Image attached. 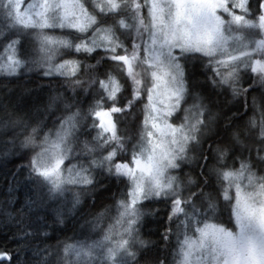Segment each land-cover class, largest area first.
Returning <instances> with one entry per match:
<instances>
[{
  "label": "snow or ice",
  "instance_id": "snow-or-ice-1",
  "mask_svg": "<svg viewBox=\"0 0 264 264\" xmlns=\"http://www.w3.org/2000/svg\"><path fill=\"white\" fill-rule=\"evenodd\" d=\"M7 165L0 264H264V0H0Z\"/></svg>",
  "mask_w": 264,
  "mask_h": 264
},
{
  "label": "trees",
  "instance_id": "trees-1",
  "mask_svg": "<svg viewBox=\"0 0 264 264\" xmlns=\"http://www.w3.org/2000/svg\"><path fill=\"white\" fill-rule=\"evenodd\" d=\"M11 167V165H7L4 168H0V198H2V194L6 189V176L8 175Z\"/></svg>",
  "mask_w": 264,
  "mask_h": 264
}]
</instances>
